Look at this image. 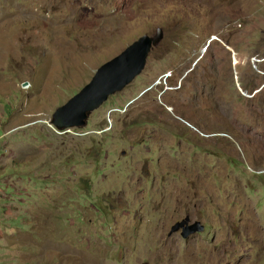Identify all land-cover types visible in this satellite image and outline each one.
I'll list each match as a JSON object with an SVG mask.
<instances>
[{"label": "rangeland", "instance_id": "1", "mask_svg": "<svg viewBox=\"0 0 264 264\" xmlns=\"http://www.w3.org/2000/svg\"><path fill=\"white\" fill-rule=\"evenodd\" d=\"M157 28L85 128L51 126ZM0 264H264V0H0Z\"/></svg>", "mask_w": 264, "mask_h": 264}, {"label": "water", "instance_id": "2", "mask_svg": "<svg viewBox=\"0 0 264 264\" xmlns=\"http://www.w3.org/2000/svg\"><path fill=\"white\" fill-rule=\"evenodd\" d=\"M163 35V30L157 28L153 34L139 37L117 56L102 64L89 83L54 111L50 120L53 128L57 131L85 128L92 112L110 96L123 91L142 73L150 52L160 44ZM203 231L204 226L199 221L191 222L186 217L171 226L170 234L179 232L181 238L187 239Z\"/></svg>", "mask_w": 264, "mask_h": 264}, {"label": "clouds", "instance_id": "3", "mask_svg": "<svg viewBox=\"0 0 264 264\" xmlns=\"http://www.w3.org/2000/svg\"><path fill=\"white\" fill-rule=\"evenodd\" d=\"M163 34H164V33H163ZM142 36H143V35H142ZM140 37H141V36H140ZM163 38H164V35H163ZM137 39H138V38H137ZM137 39H136V40H137ZM162 40H163V39H162ZM161 42H162V41H161ZM161 42H160V44H161ZM160 44H159V45H160ZM159 45H158V46H159ZM158 46H157V47H158ZM157 47H156V48H157ZM156 48H154V49H156ZM154 49H153V50H154ZM153 50L150 52V54L153 52ZM150 54H149V56H150ZM148 59H149V57H148ZM147 61H148V60H147ZM146 64H147V62H146ZM145 67H146V65H145ZM98 68H99V67H98ZM98 68H97V69H98ZM97 69H96V70H97ZM144 69H145V68H144ZM143 71H144V70H143ZM143 71H142V73H143ZM95 72H96V71H95ZM95 72H94V73H95ZM142 73H141V74H142ZM141 74H140V75H141ZM93 75H94V74H93ZM140 75H139V76H140ZM139 76H137V77H139ZM137 77H136V78H137ZM165 77H166V76H165ZM136 78H135V79H136ZM90 80H91V79H90ZM88 83H89V82H88ZM129 85H130V84H129ZM129 85H128V86H129ZM24 87H25V86H24ZM126 87H127V86H126ZM126 87H125V88H126ZM148 90H149V89H147L146 92H147ZM121 92H122V91H121ZM77 93H78V92H77ZM118 94H119V93H118ZM115 95H116V94H115ZM115 95H114V96H115ZM110 97H112V96H110ZM107 100H108V99H107ZM103 104H104V103H103ZM103 104H102V105H103ZM95 111H96V110H95ZM50 124H51V123H50ZM51 126H52V125H51ZM52 127H53V126H52ZM70 129H76V128H70ZM70 129H66V130L58 131V132H59L60 134H65V133H68V132L70 131ZM55 130H56V129H55ZM79 130H81V129H79ZM56 131H57V130H56Z\"/></svg>", "mask_w": 264, "mask_h": 264}, {"label": "trees", "instance_id": "4", "mask_svg": "<svg viewBox=\"0 0 264 264\" xmlns=\"http://www.w3.org/2000/svg\"><path fill=\"white\" fill-rule=\"evenodd\" d=\"M94 207H95V208H97V209H98V211H100V212H101L100 208H99L98 206H95V204H94Z\"/></svg>", "mask_w": 264, "mask_h": 264}]
</instances>
